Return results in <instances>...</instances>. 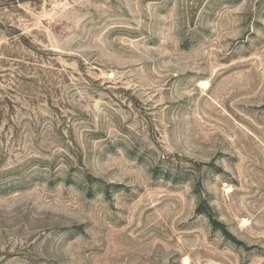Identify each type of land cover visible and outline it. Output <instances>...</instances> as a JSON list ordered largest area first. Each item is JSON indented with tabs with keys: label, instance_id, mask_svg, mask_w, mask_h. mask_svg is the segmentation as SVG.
Listing matches in <instances>:
<instances>
[{
	"label": "rangeland",
	"instance_id": "obj_1",
	"mask_svg": "<svg viewBox=\"0 0 264 264\" xmlns=\"http://www.w3.org/2000/svg\"><path fill=\"white\" fill-rule=\"evenodd\" d=\"M0 264H264V0H0Z\"/></svg>",
	"mask_w": 264,
	"mask_h": 264
},
{
	"label": "trees",
	"instance_id": "obj_2",
	"mask_svg": "<svg viewBox=\"0 0 264 264\" xmlns=\"http://www.w3.org/2000/svg\"><path fill=\"white\" fill-rule=\"evenodd\" d=\"M199 210L202 212L208 213V217L210 218V220H212L214 227H220L222 230L224 229V234L226 235L228 234L224 225L222 223H219L217 220H215L212 214L207 211L204 205H201Z\"/></svg>",
	"mask_w": 264,
	"mask_h": 264
},
{
	"label": "bare ground",
	"instance_id": "obj_3",
	"mask_svg": "<svg viewBox=\"0 0 264 264\" xmlns=\"http://www.w3.org/2000/svg\"><path fill=\"white\" fill-rule=\"evenodd\" d=\"M204 83V86L206 87L208 85V83L206 81L203 82Z\"/></svg>",
	"mask_w": 264,
	"mask_h": 264
}]
</instances>
